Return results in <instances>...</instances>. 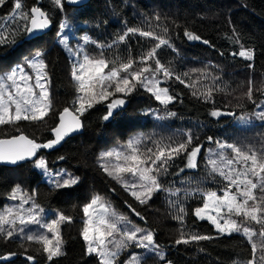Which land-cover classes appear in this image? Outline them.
<instances>
[{
  "label": "trees",
  "instance_id": "obj_1",
  "mask_svg": "<svg viewBox=\"0 0 264 264\" xmlns=\"http://www.w3.org/2000/svg\"><path fill=\"white\" fill-rule=\"evenodd\" d=\"M62 3L61 9L53 0H22L24 11L35 6L46 12L50 26L43 33H22L15 44L0 46V75L24 65L25 58H32L37 51L43 52L41 59L47 65L52 102V109L43 121L22 120L16 125L0 126V138L24 133L37 143L55 139L52 130L60 112L64 108L72 109L78 95L71 75L78 58L69 49L76 52L82 48L79 59L84 53L93 58L102 53L109 61L127 60L129 56L138 60L156 41L128 34L124 42H119V36L128 28L151 31L167 39L171 46H161L156 57L181 75L185 83L175 78L161 83L160 86L167 87L174 97L166 107L139 86L127 96L116 93L81 116L82 134L69 137L52 148L38 149L31 161L12 167L0 165V210L19 203L9 199L19 186L43 208V221L50 222L61 213L71 217V222L60 224L63 255L49 261L40 245L14 235L7 240L0 237V256L15 253L8 259H0V264H99L97 256L87 254L81 232L85 221L83 207L95 196L102 197L130 224L151 231L159 246L157 251L163 253L161 259L156 252L133 244L120 254L116 264H127L132 255L138 256L141 264H247L252 258L247 238L237 232L219 233L208 220L199 219L195 210L203 206V193H222L225 187V182L211 175L207 167L209 155L220 151L218 142L264 148V120L258 118L264 112V0H91L78 7L68 6L65 0ZM13 10L14 0H7L0 7V28L20 23L7 20ZM65 22L67 27L61 29ZM186 32L201 39L190 40ZM85 36L95 43H85ZM61 40L67 41V47ZM241 47L253 50L252 61L239 57ZM25 70L31 74V69ZM183 73L188 76L184 77ZM203 73H207V77ZM193 83L195 87L189 86ZM206 86L214 87L208 100L199 95ZM197 90L194 96L192 93ZM249 90L251 99L247 95ZM116 97L125 99L126 104L104 120L107 103ZM213 111L220 115L213 116ZM189 134L193 138L189 151L196 145H204L196 161L197 167L187 168V153L182 152L169 162L167 172L159 176L163 189H179L178 196L161 190L146 204H140L101 167L105 162L109 167L122 163L114 157L103 161L101 154L121 149L129 139L145 137L143 150L153 147V141L157 140L185 141ZM40 158L53 172L50 180L63 179L70 174L78 178V183L55 188L36 167ZM124 178L130 179V175L124 174ZM179 207L185 209L183 214L178 211ZM177 216H182L183 223ZM246 226L257 230L260 227L254 223ZM26 231L43 230L37 225H27ZM182 232L207 235L211 239L176 244ZM48 235L51 238L52 234ZM28 256L34 259L29 260Z\"/></svg>",
  "mask_w": 264,
  "mask_h": 264
},
{
  "label": "snow or ice",
  "instance_id": "obj_2",
  "mask_svg": "<svg viewBox=\"0 0 264 264\" xmlns=\"http://www.w3.org/2000/svg\"><path fill=\"white\" fill-rule=\"evenodd\" d=\"M6 2L7 0H0V7H3ZM69 2H75V0H69ZM53 3L63 8L62 0H53ZM156 19L158 20L159 17ZM7 20L20 23H17L15 27L0 28V46L15 44L17 36L22 33L31 35L48 28L51 23L47 13L39 7L34 6L24 11L22 0H14V10ZM60 27L61 29L66 28L67 22L61 24ZM128 34H139L155 40L156 43L138 60L129 56L127 60L109 61L102 53L96 58L84 53L82 59H79L83 49L76 52L69 49L70 53L78 58L72 66L71 73L78 95L72 102V109L64 108L60 112L59 123L52 130L55 133V139L46 143H37L23 134L10 139H0V162L15 164L35 156L38 149L52 148L59 144L65 136L82 127L80 117L88 109L107 101L116 93L127 96L139 86L150 92L161 105L166 107L171 103L174 97L169 94L167 87L160 86L161 83L175 78L184 84L185 80L156 57L157 49L161 46H171L169 41L151 31L128 28L123 35L119 36V42H124ZM185 35L190 40L201 39L190 32H186ZM83 39L85 43H95L87 36ZM61 43L67 47L66 40H61ZM98 47L104 46L98 45ZM238 55L246 60H252L254 57L253 50L243 47ZM42 56L43 52L37 51L32 58H25L24 65H18L9 73L0 75V126L16 125L22 120L43 121L49 115L52 109L48 87L50 78L46 72L47 65L41 59ZM26 68L31 69V74L25 70ZM203 75L207 77L208 74L203 73ZM183 76L187 77L188 73H183ZM189 86L195 87V83ZM213 91V86H206L203 91L199 92V95L208 100ZM192 94L197 95L198 90L193 91ZM247 95L251 99V90ZM124 103L123 98L112 99L106 105L108 112L103 119L108 120L112 115V110L123 106ZM211 114L220 115L217 111ZM169 115L174 116L175 113H169ZM258 118L264 120V112H261ZM192 139L189 134L185 141L178 143H164L157 140L153 141V147H146L142 150L141 145L145 143L146 138L138 136L129 139L119 150L101 154L103 161L114 157L116 161H122V163H114L109 167V164L105 162L101 164V167L109 176L121 183L140 204H146L155 192L161 190L167 191L169 195L178 196L179 189H163L159 176L167 172L169 162L182 152L187 153L186 167H197L196 158L201 146L196 145L189 151ZM209 139L211 140L210 137ZM218 146L220 151L209 155L207 167L211 175L219 176L225 182V187L222 194L215 191L203 193V206L195 210V215L201 220H208L221 234L231 235L237 232L245 236L252 251V258L247 261V264H257V261L259 264H264V148L257 149L225 142H218ZM36 167L48 172L46 161L42 158L36 161ZM183 170L180 169V171ZM124 174H129L130 179H125ZM49 182L53 183L55 188H68L78 183V178L66 174L63 179L56 177ZM192 194L194 193H186V195ZM9 199L19 203L0 210V237L7 240L15 235L25 242L36 243L40 245V250L46 254L49 261L63 255L60 224L71 222V217L61 213L50 222L43 221L41 219L43 208L34 202L32 195L25 193L19 186L12 191ZM25 205L30 206L25 207ZM178 211L183 214L185 209L179 207ZM83 213L87 217L81 230L87 246L86 251L88 255L97 256L99 264H116L120 254L133 244L136 247L156 252L163 259V253L157 251L159 246L154 241L153 233L145 231L141 234V229L130 226V222L112 210L102 197H93L83 207ZM233 217H242L243 220L238 222ZM176 219L183 223L182 216H177ZM248 223H254L260 227L258 230L253 229L246 226ZM27 225H37L43 231H26ZM48 233L52 234L51 238ZM209 239L211 237L207 235H185L182 232L176 244ZM257 252L260 253L259 256ZM12 255L15 253L0 256V259H8ZM28 259L33 260L34 258L28 256ZM127 264H141V261L138 256L132 255Z\"/></svg>",
  "mask_w": 264,
  "mask_h": 264
},
{
  "label": "water",
  "instance_id": "obj_3",
  "mask_svg": "<svg viewBox=\"0 0 264 264\" xmlns=\"http://www.w3.org/2000/svg\"><path fill=\"white\" fill-rule=\"evenodd\" d=\"M90 1H91V0H75V2H69V0H65L66 4H67L68 6H70V7L83 6V5H85V4H88ZM47 29H48V28H46V29H44V30H41V31H37V32H38V33H43V32H45ZM239 57H240V56H239ZM241 58H242L243 60H246V59H244L243 57H241ZM253 59H254V57H253ZM253 59H252V60H253ZM252 60H249V61H252ZM69 109H70V108H69ZM80 120H81V122H82V127H81L79 130L74 131V132L70 133L69 135L65 136V138H64L61 142H63L64 140H66V139L69 138V137L76 136V135L82 134V133L84 132V123H83L81 117H80ZM58 123H59V118H58L57 125H58ZM57 125H56V126H57ZM53 133H54V132H53ZM21 134L27 136V135L24 134V133H21ZM21 134L14 135V136H19V135H21ZM14 136H10V137H2V138H0V139H10V138H12V137H14ZM54 136H55V133H54ZM27 137H28V136H27ZM28 138H29V137H28ZM29 139H31V138H29ZM61 142H60V143H61ZM56 145H57V144H56ZM199 146H201V150H200V153L197 155V158L199 157V155L202 153V151H203V149H204V145L201 144V145H199ZM34 158H35V156H33V157L29 158V159H25V160H22V161H18V162L15 163V164L8 163V162H0V165L11 166V167H12V166H17V165H19V164H22V163H25V162L31 161V160H33ZM197 158H196V161H197Z\"/></svg>",
  "mask_w": 264,
  "mask_h": 264
},
{
  "label": "rangeland",
  "instance_id": "obj_4",
  "mask_svg": "<svg viewBox=\"0 0 264 264\" xmlns=\"http://www.w3.org/2000/svg\"><path fill=\"white\" fill-rule=\"evenodd\" d=\"M125 100V99H124ZM126 104V100H125V103H124V105ZM123 105V106H124ZM123 106H121V107H123ZM118 108H120V107H117V108H115V109H113L112 110V113L115 111V110H117ZM40 169V168H39ZM43 173H44V175H45V177H46V179H48V180H50L52 177H53V172H52V170H49L48 169V172L46 173V172H44L42 169H40ZM235 191V190H234ZM218 194H222V193H218ZM109 205V204H108ZM110 206V205H109ZM111 207V209L112 210H114L113 209V207L112 206H110ZM115 211V210H114ZM116 212V211H115ZM118 214V213H117ZM234 219H236L238 222H240L241 220L239 219V217H233ZM87 219V217H85V220ZM130 226H134V227H136V228H139V229H141L142 230V233L141 234H143V232H145V231H147L146 229H143V228H140V227H138L137 225H134V224H130Z\"/></svg>",
  "mask_w": 264,
  "mask_h": 264
}]
</instances>
